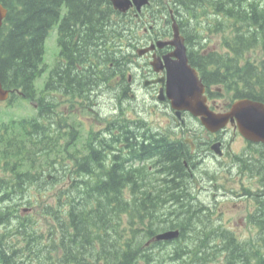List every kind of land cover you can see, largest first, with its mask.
Instances as JSON below:
<instances>
[{
  "label": "trees",
  "instance_id": "obj_1",
  "mask_svg": "<svg viewBox=\"0 0 264 264\" xmlns=\"http://www.w3.org/2000/svg\"><path fill=\"white\" fill-rule=\"evenodd\" d=\"M82 1L77 0L76 3ZM169 1L182 8L179 9L181 18L188 16L194 20L204 19L209 23L201 35L194 34L195 38L202 41L205 40L204 35H207L206 40L212 41V38L219 36L220 51L228 52L224 59L229 56L228 65L225 66V69L229 70L225 74H229L224 76L223 81L220 73L214 74L218 75L222 87L232 93L234 99L247 98L264 103V0ZM0 3L7 9L4 24L0 29V82L7 89L20 91L21 97L34 99V81L42 73L40 63L43 55V36L56 19V0H0ZM94 17V30L86 31L91 34L92 40H99L95 31H101L105 26L101 24V18L98 19L96 13ZM8 24L12 25L10 31ZM79 33L80 31H77V35ZM74 37L75 33L69 36V40L72 41ZM88 41L86 36L82 46H87ZM111 46L112 43L107 39L95 43V51L100 50L103 53L102 58L96 54L82 56V53L79 54L81 51L70 53V57L65 59L63 69L61 67L60 71H53L49 81H59L63 90L82 91L86 90L84 84L87 82L104 84L102 79L109 77L111 70L124 74V69L129 64L128 58L114 54ZM68 50L71 52V48ZM75 53L79 56L75 57ZM208 56L210 59L203 60L217 61L215 56L206 57ZM232 58L233 63L234 60L237 61L234 66L231 65ZM209 80L206 78L205 83ZM13 96L19 97L15 94ZM47 101L50 103V100ZM47 101L42 98L39 100L40 107L44 109L42 116L55 111L56 103L47 106ZM4 125L6 127L0 131L8 132L9 128H13V135L5 137L0 134V143H5L3 154L7 156L13 147V151L16 150L14 156H21L20 160H29L28 174L17 177L18 180L29 177L27 187L20 191L21 196L27 193L30 195L31 191H36L35 195L39 196L43 195L44 190L47 192L46 196L54 192L57 206L49 203L42 206L38 201L36 214L21 217L23 222L17 227L25 231V221L31 222L33 230L30 233L34 236L31 242L36 245L32 251L37 252L38 260H60L63 264H264V171L258 173L260 176L256 175L259 178L253 197L256 208L253 214L248 216L258 232L241 236L222 229L220 215L214 219L216 215L202 203L189 204L187 195L182 192L177 194L169 190V195L157 198L161 201L164 197L170 196L172 199L174 196L171 204L175 209L167 215L175 216L171 217L172 219L169 217L168 221L162 220L166 213L160 212L164 203L144 200L132 205L130 210L129 203L118 199L123 187L120 182L128 174L118 171L113 163L107 165L102 156L103 148L110 144V139H105L108 132L98 136L99 141L102 140L99 147L89 148V143L86 145L87 139H84V146L69 150L66 155L68 159L78 158V166H74L72 170L65 164H59V151L53 146L57 139L52 138L46 142L47 138H51V134L42 126L40 119H20ZM114 129L117 127L111 129L110 135L114 133ZM178 147L180 145H171L162 140L156 148L150 150L152 152L147 157H154V154L162 152L165 159L160 155L165 161L175 154ZM26 148L34 150L26 153ZM44 152H47L46 156L42 157ZM42 158H45V167L40 168L38 164ZM170 158L169 161L173 163ZM57 166L61 168L60 171H57ZM164 171L169 173L170 183L177 179L182 180L185 175L181 169L178 176L174 164ZM40 175H51L52 180L45 179L46 185L43 186L40 182L44 178ZM62 183L63 185H60ZM60 186L62 187L59 188ZM0 191V224H9L14 213H18V208L14 207L16 204L13 202L2 201L10 195L9 189L3 188ZM136 211L137 213H134ZM122 212L129 214L128 220L134 219L144 225L143 235L131 226L121 223L124 214ZM146 219L150 221L149 224L144 223ZM42 220H45L47 227L46 248L38 246L40 231L37 225H40ZM33 221H37L34 227ZM168 228H178L179 237L171 242L150 245L156 246L157 249L141 248L143 239L149 240L155 233ZM12 231L13 229L0 233V264H22L18 260L32 252L27 248L28 241L20 233ZM12 234L16 235L13 236V241ZM16 241H19L17 245ZM8 243H12V246ZM6 249L11 255H6ZM42 251H46V254ZM30 258L31 256L28 259ZM94 259L99 262L93 263Z\"/></svg>",
  "mask_w": 264,
  "mask_h": 264
},
{
  "label": "flooded vegetation",
  "instance_id": "obj_2",
  "mask_svg": "<svg viewBox=\"0 0 264 264\" xmlns=\"http://www.w3.org/2000/svg\"><path fill=\"white\" fill-rule=\"evenodd\" d=\"M76 2L77 0H56V3H54L56 8L55 21H57L55 39L58 41V54H60L62 58L66 59L70 57V53H79L80 51L81 52L79 54L81 55L82 53V56H84V54L86 56L96 54V56L102 58L103 53L100 50L95 51V43L99 42V40H112L118 29L119 34L124 35L126 32H133L134 34L132 35L131 40L132 43H135V46L132 47L133 49L130 47H119L118 49L119 55L125 57L128 55L133 58L130 62L129 69L124 75H116L113 83L106 88V91L99 93L101 96L99 100L97 99V102L94 103L95 105L107 103L110 113L106 117H101L99 112L95 109L92 110L91 107L85 108L95 114L94 120L97 126L104 124L103 129L99 130L95 134L97 136H101L102 132H108V137L105 139L109 138L110 144L109 146L106 145L102 150L104 155L108 154V162H113V166L120 168L133 165V162L136 160L135 158L137 153L132 152L131 150L146 148L148 145L145 144H148V142H144V139L151 138L153 142L152 145L155 146L156 144V147L158 142L162 140L171 145H180V147L176 149V152H174L175 154L171 155V158L169 157L173 163H171L169 158H167L164 164L161 155L164 159L165 156L160 151L161 155L156 154V157L152 158L153 165L162 167L163 171L167 167H172L174 164L178 176L180 175V170L182 169L188 174V176L194 177L196 176V171L200 168L208 167L213 163L219 162L220 159H223L222 162L217 164L219 169L216 170L221 173L222 167L224 168L226 166L225 160L228 155L233 157L231 162H234L231 167H229V170L234 168L236 171H239L240 167L242 170L250 173L252 170L260 171V169H264V165L261 164L262 159L264 161V143H254L244 139L237 132L234 124L228 123L225 129L210 132L200 125L199 118L193 117L188 112H180L178 116L172 108L170 100L166 96L164 81L166 70L163 65L164 58L168 57L167 59L170 61L175 60V57L172 55L174 47L170 44L173 37V28L171 25L173 20L177 22L179 33L183 35L184 42L189 53V62L198 68L200 72L206 74L224 73L226 72L225 66L228 64L219 60H217V64L211 60V63L207 65L208 62L207 60H203V57L207 55L216 56L217 54H220L206 53L203 50L201 52H197L195 50L197 47L195 39L192 38L190 41L189 38L186 37L185 33H190V30L188 27L183 28L181 20L178 17L179 13L171 9L173 7L169 0H149V4L141 8L139 11L133 6L126 12H122L118 9L117 11L113 10L111 8L112 3L110 0H83L82 3ZM160 2L165 5L164 8H168V17L164 14V8L162 13L159 14L160 8H158V3ZM110 8L112 12L110 11ZM115 12V18L123 23V27L119 26L117 29H115L116 25L107 19L109 15L113 16V13ZM95 13L97 14L98 19L101 18V24L105 26L103 30L95 31L99 40H92L90 38L91 34L89 35L86 31L87 29L94 30L93 25L95 22ZM126 26L131 28L128 30ZM84 27L86 28L85 30ZM64 30L68 39L63 38ZM77 31H80L79 35H77ZM73 33H75V37L72 41H70L69 36ZM111 34H113V36H111ZM86 36L89 43L87 46H82ZM191 45L195 46L194 50L191 49ZM68 48H71V52ZM76 53L74 56H79ZM205 59L210 58L205 57ZM154 61H157V67H159L158 71H156L155 67L152 66V62ZM234 61L235 62L233 63L232 58L233 66L237 62L236 60ZM216 70H219V72H214ZM213 82L214 79L210 78L208 85H206L207 91L205 94L207 96V103L210 109L215 113L226 112L228 111L232 101L224 98L219 85H216L215 83L213 84ZM99 85L101 84H98L97 87ZM60 86L61 83H59V81L53 82V89L56 91L61 88ZM94 87L95 84L93 81L84 84V88L90 93L94 91ZM117 92L120 93L121 97L117 95ZM126 92H128L127 95ZM129 104L131 105V110L137 116H139V113L142 112V108H145L146 105L152 106L149 110H147L148 113L150 111L159 112L169 119V125L165 128L166 130L164 131L162 128L158 127L157 135L153 137H149L143 132L138 133L136 131H132L130 129V124L135 126L140 123L137 119H128L127 115L129 112ZM84 124H88L89 130L94 129V126L90 125V121H84ZM114 127H117V129L112 130L114 133L110 135L109 132ZM77 134L78 132L76 131V135ZM99 138L100 137L96 138L94 136L90 139L88 142L89 148H94L96 146L99 147L102 144V140L99 141ZM180 139L183 140L182 143H180ZM236 141L241 142V148L234 152L231 144ZM216 144H218V146L216 147V150H213L212 147ZM212 151L217 154L219 152L221 156L216 157ZM114 152L115 154L110 156V154ZM126 156H129L128 160ZM79 168H82V166H79ZM131 168L136 169L137 166ZM164 175L169 176V173L166 172ZM0 182L8 186L11 185L10 180ZM202 183V180L198 181L199 186H201ZM183 186H185L184 181L177 179L162 192L168 193L169 190H171L177 193V190L180 191ZM201 188L204 189L203 186H201ZM134 193H136V191H134ZM132 197V195H124V198ZM153 198L154 197H151V199ZM157 200L159 201V199ZM179 215H181V213H179ZM183 215H185V213H183ZM29 256L31 255L29 254ZM1 262L3 263V261ZM18 262L22 264H44L43 261L38 259L29 260L23 258L18 260ZM98 262V260H93V263ZM50 264L63 263L60 260H51ZM68 264L72 263L70 262Z\"/></svg>",
  "mask_w": 264,
  "mask_h": 264
},
{
  "label": "water",
  "instance_id": "obj_3",
  "mask_svg": "<svg viewBox=\"0 0 264 264\" xmlns=\"http://www.w3.org/2000/svg\"><path fill=\"white\" fill-rule=\"evenodd\" d=\"M116 9L124 11L130 5L129 0H110ZM137 8L147 3V0H131ZM6 15V9L0 4V26ZM176 47L175 60L164 58L166 68V92L176 111L186 110L192 115L200 117L202 124L209 130L214 131L223 128L226 123L236 121L238 131L246 139L253 142L264 143V104L248 99L234 102L230 111L215 114L209 110L203 95V84L199 80L196 71L190 67L186 57L183 39L173 43ZM158 71L157 63H153ZM8 97V92L3 90L0 84V101ZM177 232H165L159 234L157 240H170L176 237Z\"/></svg>",
  "mask_w": 264,
  "mask_h": 264
},
{
  "label": "rangeland",
  "instance_id": "obj_4",
  "mask_svg": "<svg viewBox=\"0 0 264 264\" xmlns=\"http://www.w3.org/2000/svg\"><path fill=\"white\" fill-rule=\"evenodd\" d=\"M161 1H163V0H161ZM176 7H178V6H176ZM191 19H192V21H190V28L192 29V31H194V32L196 31L197 35L198 34L201 35V32L203 31V29H205L209 25V23L207 21H205L204 19H201V20H199V18L196 20H194L193 18H191ZM134 21H135V19H134ZM199 21H200V23H199ZM140 26H141V24H140ZM204 36H207V35H204ZM219 40H220L219 36L216 38H212V41L209 44V48L213 47L214 45H219ZM50 45L53 46L52 50H50L48 53H46L42 59V62L46 66V69H48L49 67L54 66L56 64V59H55V54H54L55 48H54V38L53 37L50 38ZM206 48L208 49L207 46H206ZM207 49H205V50H207ZM44 75L41 76L38 81H36L37 86H39V83H43ZM122 90H124V89H122ZM104 91H106V88L103 85H101L100 87H95L94 91H92V94H95V93L96 94L93 97H95V96L98 97L99 94H97V93L98 92H104ZM128 92H126V95L128 94ZM117 95L119 97H121L119 92H117ZM224 97L227 99H230V96L226 92H224ZM60 100L61 101L59 102V104L57 106V110L60 111L59 114L61 115L62 121L67 122L68 125H70V123L73 125V126L67 127L64 130L62 128H60V131H63V133L59 139L58 150H62L63 147H66V150H65V152L58 153L60 158H57V160L66 161L67 160L66 155L69 152V150L71 151V150H74V148H76V147L81 148L82 146H84V141H85L84 138H85V135L87 132L86 128L88 127V124L85 125V129H83L82 124L78 121V119L76 117V113L78 112V115L81 119L84 116L89 115L91 117L90 125H93L95 130L97 128L94 125L93 116H91L90 113L85 112L84 109H80V103L79 102H83V100L73 99V97L71 95H63L60 98ZM151 107L152 106L146 105L145 108H142V112L139 113V116H137L131 110V105H129V112L127 115L128 119L135 120V119L146 118V117L151 116L152 118L150 119V121L148 123L150 125L160 127L165 131L166 130L165 128L169 125V123H168L169 119L167 117L163 116L159 112L150 111L148 113L147 110H149ZM35 111H36V108L33 107L32 105H30V102L27 99H23V98L16 99L12 105H8L7 103H0V122L10 121L12 119H22V118L30 117L32 114H34ZM12 131H13V128H12ZM70 131H75V132L77 131L78 134L75 135L73 138H71ZM78 136H80L81 139ZM231 147H232V149H234V152H236L241 148V142H239V141L233 142L231 144ZM42 160L45 161V158H42ZM225 161H228V157H226ZM24 165H26V164H24ZM230 171L233 173L236 172V170L234 168H231ZM229 185H232L234 187H239L241 185H251L252 186L253 182L233 181L231 183L229 182V184L224 183V187H229ZM47 201H51V199H47ZM246 202H247L246 199L238 200V202L223 201V202L217 203L216 206L211 204L210 208L212 211H215L214 214L221 213V215L224 216V217L221 216L222 222H225L226 225L232 226L233 225L232 220L235 221V224H239V216L238 215L242 214L243 211L241 208L238 210V207L246 206L247 205ZM236 203L238 206H235ZM167 205L168 204H165V206H167ZM214 219H217V217H215ZM162 220H164V219H162ZM246 232H247V229H244V231L243 230H237L238 234L246 235ZM45 258L46 257H44L42 259H45ZM43 263L44 264H50L51 259L43 260Z\"/></svg>",
  "mask_w": 264,
  "mask_h": 264
},
{
  "label": "bare ground",
  "instance_id": "obj_5",
  "mask_svg": "<svg viewBox=\"0 0 264 264\" xmlns=\"http://www.w3.org/2000/svg\"><path fill=\"white\" fill-rule=\"evenodd\" d=\"M176 6H177V5H176ZM177 8H178V9H182L180 6H178ZM49 15H50V14H49ZM94 38H95V37H94ZM94 84H95V87H97L98 84H96V83H94ZM100 86H101V85H99L98 87H100ZM95 87H94V88H95ZM180 141H181L180 143L183 142L182 139H180ZM60 169H61V168L57 166V171H60ZM159 182H161V181H159ZM161 183H162V182H161ZM164 186H165L164 184L162 185V184L159 183V185L156 187V188H158V190H157V192H156V196H159V195H160V193H161V191H162V189H163ZM152 197H155V195L153 194ZM151 200H152V199H151ZM165 204H168V203L166 202ZM165 221H166V220L164 219V222H165ZM102 223H103V222H102ZM113 225H114V224H113ZM132 249H136V248L132 247ZM136 250H137V249H136ZM44 255H45V254H44ZM42 258H44V257H42ZM94 260H97V259H94Z\"/></svg>",
  "mask_w": 264,
  "mask_h": 264
}]
</instances>
